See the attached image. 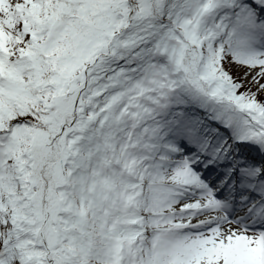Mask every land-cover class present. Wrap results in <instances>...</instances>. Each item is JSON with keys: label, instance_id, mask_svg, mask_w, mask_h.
Segmentation results:
<instances>
[{"label": "snow or ice", "instance_id": "obj_1", "mask_svg": "<svg viewBox=\"0 0 264 264\" xmlns=\"http://www.w3.org/2000/svg\"><path fill=\"white\" fill-rule=\"evenodd\" d=\"M0 264H264V0H0Z\"/></svg>", "mask_w": 264, "mask_h": 264}]
</instances>
